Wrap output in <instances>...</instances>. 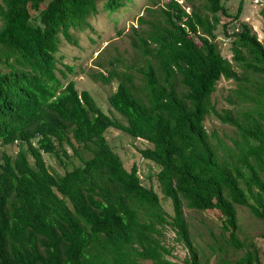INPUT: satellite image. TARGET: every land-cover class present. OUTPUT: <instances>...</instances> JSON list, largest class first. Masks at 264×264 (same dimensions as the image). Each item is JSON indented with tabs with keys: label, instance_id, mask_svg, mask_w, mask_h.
Wrapping results in <instances>:
<instances>
[{
	"label": "trees",
	"instance_id": "trees-1",
	"mask_svg": "<svg viewBox=\"0 0 264 264\" xmlns=\"http://www.w3.org/2000/svg\"><path fill=\"white\" fill-rule=\"evenodd\" d=\"M98 1H0V147L18 148L0 151V264H178L167 258L166 226L187 249L184 264H207L183 204L220 212L226 242L244 250L235 264H263L255 244L239 240L236 205L264 220V44L245 22L229 30L220 21L221 0H199L188 12L178 0L145 7L151 16H138L130 35L143 62L113 58L94 75L117 81L107 102L121 122L73 79L64 83L72 66H57L60 35L76 44L70 29H92ZM131 1L103 0V10ZM219 25L233 62L217 48ZM221 77L236 81L227 101L240 112L211 103ZM208 114L236 129L231 144L207 132ZM110 127L150 144L140 154L159 165L156 181L172 215L137 165L124 167L106 139ZM43 153L64 172L51 171Z\"/></svg>",
	"mask_w": 264,
	"mask_h": 264
},
{
	"label": "rangeland",
	"instance_id": "rangeland-1",
	"mask_svg": "<svg viewBox=\"0 0 264 264\" xmlns=\"http://www.w3.org/2000/svg\"><path fill=\"white\" fill-rule=\"evenodd\" d=\"M1 1V0H0ZM168 0H132L125 3L117 11L109 13L103 10V0L98 1V12L90 15L88 21L92 29H74L71 28V34L76 39V44L68 43L62 35H60L59 49L56 54L57 66L63 68L61 63L68 64L73 67V71L67 73L66 83L69 79H73L77 90H88L95 99L98 106L114 119L125 122L124 118L113 110L107 102V97L117 86V81L105 84L97 80L95 72L104 71L109 67V61L117 58L124 63H141L142 58L137 61V55L134 52L131 42V28L139 27L137 22L138 16H151L145 7L158 8ZM186 0H178L182 7L188 12L191 6H200L201 1L193 0L191 3ZM225 12H218L220 21L229 23V30L234 29L238 24L245 22L251 31L256 35L257 39L264 44V1L263 0H221ZM240 15L236 19V23L232 25V17L239 8ZM202 13H208L201 10ZM231 23V24H230ZM239 27V26H238ZM218 36L216 39L217 48L221 54L232 61L231 43L224 36L221 26H218ZM97 64H101L97 66ZM233 68L241 71L236 65ZM236 81L233 79H225L221 77L216 83V89L211 95V103L216 109L230 108L235 112H240V104L231 105L227 98L236 88ZM204 127L208 133L216 131L228 144H231L232 138L235 136L236 129L230 124L223 123L212 114H208L204 120ZM106 139L111 148L120 156L126 169H130L133 164L138 167V175L142 184L152 185L157 193H159L160 203L163 209L169 214H173L171 200L164 197L160 192V188L156 181V173L160 167L151 160L141 156L140 150L150 144L143 139L133 138L129 134L110 127L105 132ZM17 145H6L0 147V151L13 155L17 151ZM69 154L71 149L68 148ZM43 157L51 171L58 173L64 172V166L58 163V160L52 155L43 153ZM66 162V159L63 158ZM74 164L79 163L78 159L71 157L69 161ZM32 163L33 159L29 157ZM67 167L71 165L67 163ZM264 198V195H263ZM252 201V200H251ZM237 221H238V237L243 243L253 242L258 250V257L264 264V239L261 233L264 231V220L255 217L248 207L236 205ZM183 213L188 224V230L196 246L202 261L207 264H222L225 260L227 264H235V261L243 254L244 250L236 249L226 242L228 233L223 230V216L216 209L199 210L189 208L183 204ZM164 237L162 238L164 245L170 248L171 252L167 258L176 261L178 264H184L187 256V249L182 242L176 241L175 232L169 226L162 229ZM145 264H152L150 261H144Z\"/></svg>",
	"mask_w": 264,
	"mask_h": 264
},
{
	"label": "built area",
	"instance_id": "built-area-1",
	"mask_svg": "<svg viewBox=\"0 0 264 264\" xmlns=\"http://www.w3.org/2000/svg\"><path fill=\"white\" fill-rule=\"evenodd\" d=\"M235 30H237V26L235 27Z\"/></svg>",
	"mask_w": 264,
	"mask_h": 264
}]
</instances>
